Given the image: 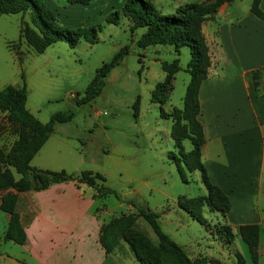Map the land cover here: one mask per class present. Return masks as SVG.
<instances>
[{
  "label": "rangeland",
  "instance_id": "1",
  "mask_svg": "<svg viewBox=\"0 0 264 264\" xmlns=\"http://www.w3.org/2000/svg\"><path fill=\"white\" fill-rule=\"evenodd\" d=\"M124 1L112 2L114 6L108 10L104 3L100 11L83 6L86 13L78 16V22L82 20L84 25L100 26L99 39L95 43L81 40L71 48L66 42L57 41L42 53H37L22 41V56L18 58L9 49L8 42L20 39L21 20L32 25L30 12L0 15V90L8 84L16 87L25 85L26 107L41 122H47L57 111L71 110L74 113L71 121L55 125L53 133L30 165H43L44 162L49 170H65L74 174L90 170L103 174L106 185L114 189L119 197H105L104 209L108 210L105 222L114 217L130 215L131 235L133 233L137 238L141 236L148 240L150 246L146 251L155 264L171 262L159 248L151 227L137 215L129 201L156 212L161 229L179 243L190 259L201 261L205 258L216 261L214 264H239L236 262V248L229 252L234 253L232 259L228 256V250L226 255L221 254V250L224 251L222 242L215 244L216 251L212 254H209L211 245L207 243L216 238L229 244L233 236L235 239V231H231L232 237L228 238L221 227L223 224L209 221L207 226H203L177 205L179 195L194 197L204 194V186L198 171H186L187 183L182 182L176 166L167 156L169 151L174 150L169 134L171 120L162 118L159 104L150 99L151 89L160 78L154 80L146 76V67L154 66L150 61L151 54L144 53L136 44V39L145 28L131 30L123 18L117 24L105 21V13L120 9ZM151 1L162 6V13H172V10H168L171 0ZM237 3L239 11H244L251 0H237ZM125 45L129 47V52L106 77L102 93L89 103H75L74 100L83 95L96 68L109 61ZM161 58L167 61L179 58L181 66L174 88L163 104V110L168 112L172 104L182 107L181 98L189 80V74L185 71L189 49L182 47L179 55L165 51ZM155 68L161 73L157 64ZM136 98L139 99L138 113L134 116ZM0 125L5 127L4 118H1ZM13 135L9 128L7 134L0 136L3 151L10 145ZM184 146L186 150L190 149L188 141L184 142ZM14 175L19 177L15 171ZM205 208L202 215L208 217ZM3 214L0 210V264H10V258L1 255L4 251L11 253L10 246L18 245L2 239L5 227ZM204 227L210 234L207 239ZM122 241L129 247L122 239L119 244Z\"/></svg>",
  "mask_w": 264,
  "mask_h": 264
},
{
  "label": "crops",
  "instance_id": "2",
  "mask_svg": "<svg viewBox=\"0 0 264 264\" xmlns=\"http://www.w3.org/2000/svg\"><path fill=\"white\" fill-rule=\"evenodd\" d=\"M46 1L50 2L49 7L55 10L67 26H89L84 25L82 20L78 22V16L86 13L83 6L100 11L105 3L108 10L114 6L112 2L119 0H91L83 6L69 4L68 0ZM192 1L204 0H171L168 10L173 12L179 5ZM238 3L237 0L224 2L201 24L210 57L207 76L202 80L198 91V120L204 138L201 160L210 181L230 201V209L225 214L205 208L208 217H203L208 223L216 221L228 226L232 233L235 231V239L233 236L229 244L216 238L217 242L215 239L207 242L211 245L209 254L216 251V243L222 242L224 251L221 250V254L224 255L228 250V256L234 259V253L229 252L236 248L245 264H264V96L256 91L251 77L252 70L260 69L264 82V19L256 17L250 11L252 0L244 11H239ZM155 5L159 10L162 8L161 5ZM260 6L264 11V0H261ZM108 13L107 11L105 16ZM122 18L131 27V20L120 15L119 20ZM22 41L24 39L8 42L17 44L20 55L11 49L17 58L22 56ZM141 49L144 53L151 54L150 61L154 65L152 68L146 67V76L154 80L160 78L159 81H162L165 72L160 62L165 59L161 56L165 51L168 54L176 53L174 47L154 44ZM155 64L160 67L161 73L155 71ZM1 118L5 120V127L0 125L2 137L9 132V128L12 132L13 130L6 120V112L0 111V120ZM13 136L5 152L17 138L16 133ZM0 148L4 150L3 147ZM34 167L47 169L48 166L43 162V165ZM11 171L14 174L13 168ZM7 191L15 192L11 188ZM1 194L2 192L0 196ZM98 206L93 188L84 184L76 185L72 181L54 183L40 191L20 192L16 209L26 233V241L24 244H17L4 239L9 214L3 211L5 227L2 239L18 246H10L11 253L4 251L1 257H9L10 264H139L123 241L112 252L106 253L100 243V227L108 218V210H99ZM245 224L259 226L256 263L251 259L248 245L237 232L239 226ZM205 233L207 239L209 231L205 229Z\"/></svg>",
  "mask_w": 264,
  "mask_h": 264
},
{
  "label": "trees",
  "instance_id": "3",
  "mask_svg": "<svg viewBox=\"0 0 264 264\" xmlns=\"http://www.w3.org/2000/svg\"><path fill=\"white\" fill-rule=\"evenodd\" d=\"M91 0H68L69 4L87 5ZM230 0H204L192 1L179 5L172 13H162L151 0H125L120 9L109 12L105 16L107 23L117 24L120 15L128 17L131 22V30L145 27L146 30L136 40L140 48L154 44H168L174 47L179 54L182 47L189 49V60L185 71L189 74L182 98V107L173 106L168 112L163 110V104L168 100L169 94L174 88L175 74L180 70L179 60L161 61V68L165 72L162 81L155 84L151 91L150 99L159 104L160 115L164 119L171 120L170 138L173 143V151L167 156L176 166L182 182L187 183L186 171H198L200 180L206 190L205 194L194 197L179 195L177 205L183 209L189 217L201 225L207 226L208 222L202 215V210L207 207L211 212L225 214L230 209V201L226 194L214 185L206 172L201 160L202 145L204 142L202 126L198 120L200 106L198 91L203 79L207 76L210 65L208 47L201 32V24L214 14L218 8ZM46 0H0V15L21 14L30 12L32 25L25 24L21 20L20 39L37 53H42L49 45L56 41H64L69 47L74 48L84 39L93 43L97 39L100 26H67L63 19L58 17L55 10L51 9ZM261 0H252L250 11L258 18L264 19V11L260 6ZM10 49L20 55L17 44H8ZM129 52L127 45L121 47L113 57L103 62L96 68L94 75L87 84L83 95L76 98L75 103L86 104L98 97L104 88L105 79L113 68L120 65L124 56ZM251 77L256 91L264 96V82L262 71L254 69ZM27 90L25 85L16 87L6 85L0 90V111L6 112V120L16 133L17 138L7 152L0 149V210L9 214V221L4 233V239L12 240L17 244H24L26 233L17 212L18 194L23 191H40L54 183L72 181L76 185L84 184L94 189V197L98 200L99 210L104 208L105 197L119 198L117 192L106 185L103 174L90 170L81 171L78 174L68 173L65 170L41 169L30 165L34 155L53 133L57 123L71 121L74 113L71 110L57 111L53 113L47 122L39 121L26 107ZM139 99L133 104L134 116L138 113ZM190 143V149L186 150L184 142ZM11 168L19 174L15 178ZM14 189L15 192L7 191ZM151 227L156 235L159 248L171 264H205L216 263L213 260L201 261L190 259L159 223V215L149 208L141 207L134 201H129ZM130 215L114 217L103 222L100 227V243L106 253L112 252L122 239L129 244L139 264H155L148 255V240L137 238L129 230ZM223 232L232 237L228 226H221ZM239 235L248 245L252 260L257 261L259 226L257 224H245L238 228ZM239 264H245L240 254H236Z\"/></svg>",
  "mask_w": 264,
  "mask_h": 264
}]
</instances>
